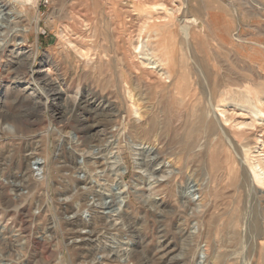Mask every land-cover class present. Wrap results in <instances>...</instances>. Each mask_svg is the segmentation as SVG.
Returning a JSON list of instances; mask_svg holds the SVG:
<instances>
[{"label":"rangeland","instance_id":"374dc122","mask_svg":"<svg viewBox=\"0 0 264 264\" xmlns=\"http://www.w3.org/2000/svg\"><path fill=\"white\" fill-rule=\"evenodd\" d=\"M17 6L22 14L13 22L0 6V38L13 34L0 52V264H88L109 248L139 259L125 264H158L164 255L167 264H201L217 253L226 264H264V175L258 166L264 103L256 97L264 98V0H50L46 6L36 0ZM172 9L178 12L169 17ZM168 24L175 39L158 41L175 47V64L172 77L160 83L133 65L130 51ZM81 50L89 58L81 59ZM51 82L60 96L49 95ZM82 99L87 111L79 108ZM256 105L259 116L249 109ZM88 115L91 124L103 126L96 141L86 143L79 118ZM59 140L68 149L60 151ZM69 146L91 159L86 175L114 205L106 216L92 196L75 202V191L68 190L73 180L86 179L83 160L82 170L73 169ZM139 146L153 148L151 157L170 161L181 175L168 181L153 175L156 164L138 156ZM133 159L146 164L136 168ZM37 164L45 166L42 176ZM189 184L195 203L182 197ZM90 186L81 184V191ZM81 218L91 220L87 231L99 236L77 237ZM217 236L221 245L215 251L210 246L208 257V243Z\"/></svg>","mask_w":264,"mask_h":264},{"label":"bare ground","instance_id":"6f19581e","mask_svg":"<svg viewBox=\"0 0 264 264\" xmlns=\"http://www.w3.org/2000/svg\"><path fill=\"white\" fill-rule=\"evenodd\" d=\"M34 3H36V0H0V6H1V8L2 9H4V11H8V13L6 14L7 15V17L8 18H10V19H12L11 21L13 22V21H15L16 20V17L17 16H20L22 13L19 11V9H18V4H21V5H30V4H34ZM21 8V7H20ZM23 11V10H22ZM158 11V10H157ZM258 11V10H257ZM178 12V9H172L171 11H169V12H167V14L169 15V17H173L176 13ZM255 14H256V12H255ZM254 14V15H255ZM148 15V14H147ZM150 15V14H149ZM261 15V14H260ZM7 20V19H6ZM18 20V19H17ZM151 21V20H150ZM6 22V21H5ZM9 22V21H8ZM20 22V21H19ZM3 23V22H2ZM192 23V22H191ZM14 24V23H13ZM189 22H185V24L181 27L182 29H183V31H182V35H183V37L187 40V39H190L191 38V33H190V28H189ZM4 25V24H3ZM16 25V24H15ZM127 26V25H126ZM146 26V25H145ZM144 26V27H145ZM156 26H158V24H153V25H151V27L152 28H156ZM172 26H173V24H168V25H166V29H164L163 30V34H159V33H157V32H155V36H153V35H150L149 37H148V39L146 40V41H143V39L142 40H139L134 46H133V48L131 49V57H132V60H133V65L134 66H136L137 67V69L138 70H142V71H144V72H146L148 75H150V76H155L156 77V81H159L160 83H162V78L164 77V76H167L168 78H171L172 77V64L174 63V61H173V58H172V55H173V52H174V50H175V47H173L171 44H169V43H165V44H162V45H160V43H159V39H161V37H170L171 39H175V36H174V32H173V28H172ZM84 28V27H83ZM85 29V28H84ZM143 30H144V28H143ZM143 30H142V32H143ZM20 33L21 32V30L20 29H14V30H12V32L11 33ZM132 32V31H131ZM229 32V31H228ZM3 35V34H2ZM13 35V34H12ZM12 35H8L6 38H0V52L2 51V50H4L5 49V51H6V47L8 46V44H9V42H8V39L9 38H12L13 36ZM17 35V34H16ZM15 35V36H16ZM229 35V34H228ZM231 35V34H230ZM10 36H12V37H10ZM1 37V36H0ZM140 37H141V35H140ZM17 38V37H16ZM15 38V39H16ZM232 38V37H231ZM21 39V38H20ZM241 39V38H240ZM240 39H238L239 41H240ZM13 40V39H12ZM11 40V41H12ZM134 41H135V39H134ZM103 48V47H102ZM243 48V47H242ZM97 49V48H96ZM100 49V48H99ZM103 51V50H102ZM104 52V51H103ZM106 52V51H105ZM80 54H81V59L82 58H84V59H86V58H89V53L87 52V51H84V50H81V52H80ZM3 55V54H2ZM92 57V56H91ZM185 58V57H184ZM113 59V58H112ZM181 59V58H180ZM131 60V59H130ZM102 61V60H101ZM111 61V60H110ZM262 63H264V56H263V58H262ZM131 62V61H130ZM110 63V62H109ZM116 63V62H115ZM184 63V62H183ZM111 64H112V62H111ZM175 64V63H174ZM26 65V64H25ZM187 65V64H186ZM190 65V64H189ZM188 65V66H189ZM19 66V65H18ZM24 66V65H23ZM117 66V65H116ZM102 67V66H101ZM28 68V67H27ZM33 68V67H32ZM182 68H184V67H182ZM112 69V68H111ZM22 70V69H21ZM36 71V70H35ZM117 71V70H116ZM119 71V70H118ZM38 72V71H37ZM42 73V75H43V77H44V81H46V82H48L49 80H48V78H49V76H50V71H41ZM115 72V71H114ZM146 74V75H147ZM120 76H121V74H120ZM208 76V75H207ZM229 76V75H228ZM232 76V75H231ZM32 77H33V75H32ZM51 78V77H50ZM121 78V77H120ZM222 78V77H221ZM230 78V77H229ZM122 79V78H121ZM230 80V79H229ZM118 81V80H117ZM122 81V80H121ZM56 82V81H55ZM49 83V82H48ZM54 83V82H53ZM129 83V82H128ZM46 85V84H45ZM126 85V84H125ZM132 85V84H131ZM264 85V84H263ZM47 86H49V90H50V94L49 95H53V96H56V97H58V96H60V94L61 93H63L61 90H58L57 89V85L54 83V84H52V82H51V84H48ZM126 87V86H125ZM129 88H127V91H128V93H129V96H130V98H132V92L134 91L133 90V88H131V86H128ZM138 88V87H137ZM205 87L203 86V89H204ZM208 89V88H207ZM64 91V90H63ZM125 91V90H124ZM251 92L252 91H250V90H248L247 91V95L249 96L250 94H251ZM125 93V92H124ZM205 93H206V90H205ZM211 95H213V90H211V92H210V96ZM207 96V95H206ZM226 96V93H223L222 95H221V99H223L224 100V97ZM247 96V98H245L244 100H243V102L245 103V104H249L250 103V99H249V97ZM261 95H259L258 94V92H257V95H256V97H257V100H258V103L260 104V105H262L263 103H264V98H261L260 97ZM143 97V96H142ZM209 98V97H208ZM50 99V98H49ZM229 101H231V100H229ZM90 102V101H89ZM133 102V101H132ZM88 103V101H87V99H82V101L78 104L79 105V108L80 109H85L86 110V105H88L87 104ZM110 106V105H109ZM256 106H259V105H256ZM178 107H179V105H178ZM211 107H212V105H211ZM77 108V107H76ZM205 108V107H204ZM203 108V109H204ZM254 108V107H253ZM75 109V108H74ZM132 109V108H131ZM250 110H251V112H254V114L256 115V116H259V115H261L262 114V109L260 108V106L259 107H256V109L255 110H253V109H251V108H249ZM72 110H73V108H72ZM134 110V109H133ZM142 110V109H141ZM70 111V110H69ZM75 111V110H74ZM87 111V110H86ZM135 111V110H134ZM248 111V110H247ZM71 112V111H70ZM79 112V111H78ZM83 112V111H82ZM88 112H89V110H88ZM92 113V112H91ZM70 114V113H69ZM71 114H72V112H71ZM79 114V113H78ZM99 114V113H98ZM1 115V114H0ZM76 115V114H75ZM74 115V116H75ZM100 115L101 114H99V115H96L95 117H100ZM103 115V114H102ZM77 116V115H76ZM146 116V114L143 116V117H145ZM2 118V117H1ZM91 118V115L89 116H82V117H80L79 118V124H80V129H79V133L81 134V137L84 139V141H86V143H89V142H94V141H96V138H94V134L95 133H98L99 132V129L103 126V122L102 121H96V123H94V124H91L90 122H89V119ZM93 119H94V117H92ZM101 118V117H100ZM97 120V119H96ZM61 122V121H60ZM60 124V123H59ZM60 127V126H59ZM77 128V127H76ZM60 129H62V128H60ZM101 130V129H100ZM61 133V132H60ZM63 134V133H62ZM79 136V135H78ZM225 137V136H224ZM27 138H29V137H26V139ZM32 138V137H31ZM32 139H34V138H32ZM24 140V139H23ZM58 140V139H57ZM73 140V139H72ZM228 140H230V139H228ZM28 141V140H27ZM125 141V140H124ZM59 142H60V146H61V150L60 151H65L66 149H68L67 147H65L64 146V148H63V146H62V144H61V140H59ZM58 142V143H59ZM81 142V141H80ZM128 142V141H127ZM130 142V141H129ZM27 143V142H26ZM73 143V142H72ZM74 143H76V140H75V142ZM229 143V142H228ZM232 143V142H231ZM65 144V143H64ZM78 144H79V142H78ZM129 144V143H128ZM81 145V144H80ZM91 145V144H90ZM130 145V144H129ZM31 146V145H30ZM74 146V145H73ZM73 146H69L70 148V150H69V153L73 156V157H76V164H74V168L73 169H76V170H82L81 168H83V167H79L80 165L78 164V161H79V159H81V160H83L84 161V165H85V173L84 172H81V173H83L84 174V179H85V177H86V179L84 180V181H82L81 179H79V180H73L72 181V184H73V186H72V188H70V189H68L69 191H71V192H73V191H75V195H74V197H75V202H81L82 201V199L85 197V196H92V200L94 201V205H95V202H98V204H97V206L99 207V209H100V211H101V214H102V216H106L107 215V210L108 209H110L111 207H114V205H111V204H108V203H105L104 201H103V198H104V192L103 193H98V192H96V191H98V190H94V187H96V185H94L92 182H90L89 181V177L86 175L87 174V169H88V164H90L89 162V160H91V159H85V158H83V156L82 155H80V153L81 152H79V151H81V149L80 150H78L77 148H75V147H73ZM93 146V145H92ZM98 146H100V145H98ZM105 146V145H104ZM107 146V145H106ZM133 146V145H132ZM136 146V145H135ZM152 146V145H151ZM140 147V146H139ZM36 148V147H35ZM38 148V147H37ZM36 148V149H37ZM131 148V147H130ZM135 148V147H134ZM90 149V148H89ZM92 149V148H91ZM128 149V148H127ZM11 150V149H10ZM95 150V149H94ZM103 150V149H102ZM131 150L132 151H136V150H138V149H136V150H134L133 148H131ZM62 151V152H63ZM85 151V150H84ZM87 151V150H86ZM90 151V150H89ZM38 152V151H37ZM111 152V151H110ZM109 152V153H110ZM140 152L141 153H138L139 155L138 156H144V155H147L146 157H150V159L152 160V161H154L155 162V164H156V168L155 169H153V175L154 174H156L157 176H158V178H161V179H163V180H175L176 178H178L177 176H180L181 174V172L180 171H178V170H176V169H174V167H173V165H172V163L169 161V162H166V160H162L161 159V161L159 162L158 161V157L159 156H157V155H155L154 156V158L153 157H151L152 156V154H155V152H154V150H153V148H150V147H145V146H143V147H140ZM32 153V152H31ZM57 153H58V150H57ZM98 153V152H97ZM99 153H100V151H99ZM136 153V152H135ZM159 153V152H158ZM38 154V153H37ZM61 154H63V153H61ZM83 154H84V152H83ZM111 154H113V153H111ZM41 155V154H40ZM56 155V154H55ZM91 155H92V153H91ZM94 155H95V153H94ZM11 156V155H10ZM28 156V155H27ZM37 156H39V155H37ZM36 156V157H37ZM60 156V155H59ZM98 156V155H97ZM106 156V155H105ZM65 157V156H64ZM86 157V156H85ZM90 157V156H89ZM87 158V157H86ZM40 158H36V160H39ZM69 159V158H68ZM101 159V158H100ZM144 159V158H143ZM59 160V159H58ZM65 160H66V158H65ZM133 160H135V165H136V168H139V169H142L141 167L144 165L145 166V161H143L142 160V162H140L139 161V159H133ZM258 160H260V159H258ZM70 160H68V162H69ZM132 161V160H131ZM36 162V161H35ZM66 162V161H65ZM106 162V161H105ZM118 162V161H117ZM8 163V162H7ZM22 163H23V161H22ZM43 163V162H42ZM95 163V162H94ZM149 163V162H148ZM4 164V163H3ZM66 164V163H65ZM70 164V163H69ZM8 165V164H7ZM22 165V164H21ZM44 165V164H43ZM107 165V164H106ZM118 165V164H117ZM19 166V165H18ZM68 166V165H67ZM72 167H73V165H71ZM149 166V165H148ZM255 166H257V165H255ZM258 166L261 168V171H262V175H264V160L263 161H260L259 162V164H258ZM28 167V166H27ZM54 167V166H53ZM66 167V166H65ZM111 168H112V166H110ZM114 167V166H113ZM147 167V166H146ZM254 167V166H253ZM44 168H45V166H42V165H40V164H37V166L35 167V170H37L39 173H41V175L40 176H42L44 173ZM111 168H109V169H111ZM149 168V167H148ZM151 168V167H150ZM20 169V168H19ZM25 169V168H24ZM30 169V168H29ZM115 169V168H114ZM117 172H119L120 173V171H121V166H118L117 168ZM253 169V168H252ZM104 170V169H103ZM102 170V171H103ZM113 170V169H112ZM254 170V169H253ZM21 171V170H20ZM29 171V170H28ZM67 171H70L69 170V167H68V170ZM78 171H77V173H78ZM65 172V171H64ZM90 172V171H89ZM116 172V173H117ZM141 172V171H140ZM9 173V172H8ZM22 173V172H21ZM27 173V172H26ZM38 173V174H39ZM75 173H76V171H75ZM261 173V172H260ZM10 174V173H9ZM24 174H25V172H24ZM53 174V173H52ZM62 174H64V173H62ZM72 174V173H71ZM91 174V173H90ZM16 175V174H15ZM23 175V174H22ZM36 175H37V173H36ZM73 175V174H72ZM117 175H118V173H117ZM120 175H121V177H122V174L120 173ZM39 176V177H40ZM51 176V175H50ZM66 175H64V177H65ZM80 176V175H79ZM90 176V175H89ZM149 176H150V174H149ZM16 177V176H15ZM63 177V178H64ZM246 177V176H245ZM21 178V177H20ZM30 178V177H29ZM42 178V177H41ZM67 178V177H66ZM69 178V177H68ZM73 178H74V176H73ZM78 178V177H77ZM76 178V179H77ZM12 179V178H11ZM23 179V178H22ZM26 179V178H25ZM28 179V178H27ZM26 179V180H27ZM46 179V178H45ZM53 179H56V178H53ZM71 179V178H70ZM248 179V178H247ZM258 179L259 180H261V176H258ZM6 180V179H5ZM24 180V179H23ZM32 180V179H31ZM67 180V179H66ZM65 180V181H66ZM22 181V180H21ZM27 181H29V179L27 180ZM233 181V180H232ZM8 182V181H7ZM23 182V181H22ZM97 182V181H96ZM246 182V181H245ZM11 184H12V182H10ZM34 183V182H33ZM67 183H70V181L69 182H67ZM92 184V186H90V184ZM122 183H123V181H122ZM247 183V182H246ZM11 184H9V185H11ZM71 184V183H70ZM81 184H85L86 186H90V187H88V191L87 192H82L81 191ZM8 185V184H7ZM27 185V184H26ZM246 186H247V184H245ZM37 186V185H36ZM66 186V185H65ZM65 186H63V187H65ZM12 187V186H11ZM23 187V186H22ZM27 187V186H26ZM33 187V186H32ZM62 187V186H61ZM61 187H60V189H61ZM70 187V186H69ZM14 188V187H13ZM16 188V187H15ZM68 188V187H67ZM124 188H126V186L124 185ZM24 189V188H23ZM64 189H66V188H64ZM15 190V189H14ZM63 190V189H62ZM61 190V191H62ZM19 190H17L16 192H18ZM58 190H56V192H57ZM121 191V190H120ZM15 192V191H14ZM65 192V191H64ZM68 192V191H67ZM183 192V194H182V197L185 199V200H187V199H189L190 201L189 202H197L195 199H194V192L192 191V186H191V184H189L188 186H187V188L185 189V191H182ZM123 193V192H122ZM58 194V193H57ZM64 194V193H63ZM251 194V193H250ZM43 195V194H42ZM61 195V194H60ZM124 195V194H123ZM123 195L120 197V198H118L119 199V202H118V206H119V208H117V210H122V208H123V201H124V198L125 197H123ZM66 196V195H65ZM62 197V196H61ZM68 197V196H67ZM72 197H73V195H72ZM1 198H3V199H6V197H5V193H3V194H1ZM196 198V197H195ZM2 199V200H3ZM10 199V198H9ZM67 199V198H66ZM90 200H91V198H90ZM105 200V199H104ZM4 201V200H3ZM85 201V200H84ZM103 201V202H102ZM5 202V201H4ZM74 202V201H73ZM86 202V201H85ZM114 202V201H113ZM65 204V203H64ZM83 205H84V203H82ZM11 205V204H10ZM63 205V204H62ZM74 205H75V203H74ZM78 207H77V209H75V207L73 208V211H75L76 212V214L78 213V209H79V205L78 204H76ZM10 207V206H9ZM73 207V206H72ZM62 209V208H61ZM71 209V208H70ZM86 209V208H85ZM113 209V208H112ZM80 210V209H79ZM71 211V210H70ZM92 211V210H91ZM99 211V210H98ZM89 211H87V212H85V213H87V214H89L88 213ZM122 212V211H121ZM252 216V215H251ZM84 217V216H83ZM89 217V216H88ZM121 217H123V216H121ZM95 218V217H94ZM125 218V217H124ZM127 218V217H126ZM82 219V218H81ZM84 219H86V218H84ZM96 219V218H95ZM101 219H102V217H101ZM121 219V218H120ZM73 220V219H72ZM103 220V219H102ZM125 220V219H124ZM128 220V219H127ZM91 220H77L76 222H77V225H76V228H78L77 229V232H76V234H77V237H79V238H81V240H84L86 237L87 238H89V239H93L94 237H96L97 235H98V233L99 232H97V231H87V230H89L90 228H91V222H90ZM97 221V220H96ZM251 221V220H250ZM88 223L87 225H85V223ZM69 223V222H68ZM90 223V224H89ZM124 223H126V222H124ZM129 223V222H128ZM95 224V223H94ZM97 224V223H96ZM100 224V223H99ZM98 224V225H99ZM103 224V223H102ZM106 224V223H105ZM127 224V223H126ZM130 224V223H129ZM70 225V224H69ZM74 225V224H73ZM123 225V224H122ZM94 226V225H93ZM114 226V225H113ZM129 225L127 224V227H128ZM132 226H135V225H132ZM111 227V226H110ZM126 227V228H127ZM112 228V227H111ZM130 228V227H129ZM115 229V228H114ZM70 230V229H69ZM84 230V231H83ZM86 230V231H85ZM111 230V229H110ZM110 230L108 229L107 231H106V234H112L111 232H110ZM119 230V229H118ZM123 230V229H122ZM129 230V229H128ZM71 232V231H70ZM119 232H120V230H119ZM83 233H85V235H83ZM73 235H75V234H73ZM103 235H105V234H103ZM122 235H124V233H122ZM99 236V235H98ZM112 236V235H111ZM125 236V235H124ZM103 237V236H102ZM73 238V237H72ZM76 238V237H75ZM78 238V239H79ZM87 238H86V240H87ZM109 238V237H108ZM51 239V238H50ZM88 239V240H89ZM100 239V238H99ZM87 240V241H88ZM90 240V241H91ZM101 240V239H100ZM115 240V239H114ZM219 237L217 236V237H215L213 240H211V243L209 242L208 243V246L210 247V246H213V250L215 251V247L217 246V245H219ZM7 242V241H6ZM82 243H83V241H81ZM92 242V241H91ZM10 243V242H9ZM85 243V242H84ZM221 243V242H220ZM223 243V242H222ZM119 244V243H118ZM80 245V244H79ZM78 245V246H79ZM221 245V244H220ZM220 245H219V247H220ZM92 246V245H91ZM94 246V245H93ZM76 247V246H75ZM79 247H81V246H79ZM83 247V246H82ZM218 247V248H219ZM85 248V247H84ZM89 248V247H88ZM88 248H86V249H88ZM217 248V249H218ZM90 249V248H89ZM93 249V248H92ZM107 249V248H106ZM146 249V248H145ZM209 249H212L211 247L210 248H208L207 250H206V255L209 257L210 255V253H209ZM220 249V248H219ZM115 250V249H114ZM112 248H109L107 251L108 252H106L104 249L102 250V253H101V256L99 255L100 253H97L96 252V254H94L93 255V258L88 262V261H85V262H88V264H112V263H114V262H119V263H122V264H125L126 262H131V261H133L134 259L136 260V258L137 257H135L134 255H132V254H128V253H125V254H123V255H119L120 254V252H118V251H114ZM92 251V250H91ZM214 251H212V253L214 252ZM218 251V250H217ZM86 252V251H85ZM90 252V251H89ZM93 252V251H92ZM219 252V251H218ZM214 253H217V252H214ZM79 254V253H78ZM83 255V254H82ZM142 255V254H141ZM202 255V254H201ZM200 256V255H199ZM86 257V256H85ZM101 257V258H100ZM162 257V259L160 258V261H158V264H167V261L166 260H164V257H165V255L164 256H161ZM224 257V258H223ZM228 257V256H227ZM231 257H233V256H231ZM79 258V257H78ZM88 258V257H87ZM231 259V258H230ZM84 260H87L86 258L84 259ZM84 260H83V262H84ZM134 260V261H135ZM210 260L211 261H213V263L214 264H226L225 262H226V258H225V256H222V255H219V253H217V255L215 254V257H212V258H208V259H206V260H204L203 262H201V264H208L209 262H210ZM81 261V260H80ZM137 262H139V259L137 258V260H136ZM84 262V263H85ZM144 262V261H143ZM199 262V261H198ZM142 263V262H141ZM150 264H152V263H150ZM156 264H157V261H156Z\"/></svg>","mask_w":264,"mask_h":264},{"label":"built area","instance_id":"2783aa9c","mask_svg":"<svg viewBox=\"0 0 264 264\" xmlns=\"http://www.w3.org/2000/svg\"><path fill=\"white\" fill-rule=\"evenodd\" d=\"M50 0H40L41 5L46 6L48 5Z\"/></svg>","mask_w":264,"mask_h":264}]
</instances>
